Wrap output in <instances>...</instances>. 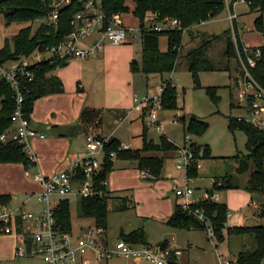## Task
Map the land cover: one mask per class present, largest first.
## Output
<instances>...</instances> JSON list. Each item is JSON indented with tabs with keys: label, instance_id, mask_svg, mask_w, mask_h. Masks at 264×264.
Masks as SVG:
<instances>
[{
	"label": "trees",
	"instance_id": "trees-1",
	"mask_svg": "<svg viewBox=\"0 0 264 264\" xmlns=\"http://www.w3.org/2000/svg\"><path fill=\"white\" fill-rule=\"evenodd\" d=\"M51 0H0V15L3 17L5 25L20 24L22 27L10 38H6L0 47L1 61H17L27 57L36 50L43 51L46 47L56 45L64 36L70 33V20L72 15L81 9V5L73 2L72 5L61 10L56 26L47 23L35 22L37 18H46L50 13ZM129 4H132L130 6ZM101 8L105 16L115 14L131 13L137 20L140 28L139 38L141 44V62L130 61V72H140L145 75L168 74L171 73L180 59V49L183 46V30L187 32L190 28L198 26L217 17L225 9L222 0H101ZM250 11L256 10L258 15L254 20V28L264 34V23L262 14L264 13V0H250ZM158 14L159 18L170 17L177 19L182 30L167 32H146L143 31L144 22L149 15ZM227 35L224 55L236 61L234 43ZM165 37L166 48L160 50V38ZM238 47H241L238 37H236ZM209 41H204L197 48L191 49L187 55V69L193 81L198 84V74L200 72L213 71L214 65L207 57ZM88 58V57H86ZM85 58V59H86ZM90 58V57H89ZM84 59V58H82ZM67 65L64 61H42L31 68L33 80L25 82L22 88V110L25 118L30 121L33 105L36 100L54 94L63 93V84L59 78L51 73ZM36 67V68H35ZM229 71V63L224 67ZM254 79L264 89V56L255 68L251 71ZM163 90L160 98V109L163 111H177L176 90L169 81L162 84ZM77 91H81L77 88ZM207 94L216 105L219 97L216 95L215 88H207ZM13 89L8 83L0 82V136L9 134L13 129L11 116L15 110L13 99ZM232 105L230 106V109ZM101 117V111L91 108H83L78 124L81 132L85 134L96 125ZM180 121L184 125V136L194 135L200 137L207 129L206 122L199 120L195 116L185 118L182 116ZM227 129L230 133L239 130L244 133L246 142L245 149L247 154L242 158L232 157L236 162L237 174H249L248 181L244 190L250 194H264V131L251 125L237 123L234 117L227 116ZM147 130L141 134L142 147L139 150H124L119 152L120 143L110 138V143L104 146L106 157L101 164V170L96 178L97 189L103 193L102 196H92L77 199V213L80 218H88L94 226L102 227L106 231L107 215L110 211L109 202L113 201V210L121 211L128 208V200L124 197H110L109 192L101 183L106 182L107 176L113 170V161L108 159L111 152H115V160L133 162L137 169L148 174L150 179H158L161 175L163 162L166 155L175 153L177 147L161 136L157 143L148 140ZM200 148V147H197ZM203 148V160L211 158L207 147ZM159 154V155H158ZM0 164H21L24 169L29 166L34 167L22 150V146L17 141H0ZM198 170L190 169L188 175L192 178L197 177ZM148 177V178H149ZM217 180V179H216ZM222 186L215 188L220 192L228 188H238L231 184V179L227 176L222 178ZM12 201L10 195H0V205H8ZM195 210H200L209 219L213 230L216 243H221L228 236H249L252 238L253 249H241L236 255L237 264H261L264 261V225L254 226H227L229 216L228 209L224 203L212 202L208 200L200 201L189 206L187 211H183L179 206H175L173 214L165 222L170 229L178 230H204L205 227L193 215ZM55 219L62 227L64 232L71 231L70 202L60 201L54 209ZM264 220V205L259 207L256 216ZM119 240L134 245H148L144 231L136 229L127 234L120 233ZM161 247H166V242L159 243Z\"/></svg>",
	"mask_w": 264,
	"mask_h": 264
},
{
	"label": "built area",
	"instance_id": "built-area-1",
	"mask_svg": "<svg viewBox=\"0 0 264 264\" xmlns=\"http://www.w3.org/2000/svg\"><path fill=\"white\" fill-rule=\"evenodd\" d=\"M42 2L45 0H41ZM225 5L226 19L229 31L232 34L236 53V67L232 86L235 89V108L243 114L235 116L234 121L251 125L264 131V89L254 79L251 71L263 57L260 47H249L240 41L239 35L244 27L238 24L237 14L233 10L238 4L250 5V0H222ZM73 2L81 5V9L72 15L70 20L71 31L56 45L46 47L43 51L36 50L27 57L17 61L0 60V82L4 81L13 89L15 110L11 116L13 129L9 134L0 136V141H17L31 164H35V156L31 152L30 140L44 138L36 132L25 118L22 110L23 83L31 82L33 74L31 68L42 61H64L66 63L75 59L95 57L106 46H120L127 43V36L134 30L140 33V28L126 26L122 22L121 14L105 16L101 8V0H51L50 13L46 18H37L35 22L47 23L56 26L62 9L72 5ZM205 22L201 23L204 24ZM199 24V26L201 25ZM197 27V26H195ZM194 28V27H192ZM191 28V29H192ZM146 32H167L182 30L177 19L170 17L159 18L158 14H151L144 22L142 29ZM187 30H183V34ZM238 37L241 47H238ZM36 68V67H35ZM163 87L155 96L142 98L133 97V109L143 113V124L146 130L161 133L163 126L158 122L160 98ZM126 117H118L113 123L120 127ZM110 143V137H100L96 134H86L84 139V154L78 156L66 169L45 176L37 173L34 181L40 186V191L25 196L24 202L19 206L12 203L0 205V237L14 236L17 240L14 255L17 258H39L45 264H106L114 258H125L131 264H140L146 261L150 264H179L182 251L170 246L161 247L134 245L122 240L109 244L106 231L94 224L81 229L80 232H64L56 222L54 209L63 200L70 202L78 198L102 196L97 189L96 178L101 170V164L106 157L104 146ZM128 146L121 145L118 151L128 150ZM115 152L108 155L110 161H115ZM175 168L184 171L182 183L172 187V192L178 200L183 211L200 201L208 200L219 202V191L215 188L222 186L221 180H212V189L202 194L199 201L194 199V178L188 175L189 170H200L203 165V151L197 148L187 134L184 143L177 147L173 159ZM33 167L24 169V176L31 177ZM142 178L148 177L140 171ZM105 186V182L101 183ZM36 199L38 209L29 210L25 205ZM193 215L205 227L208 240L215 245L213 230L209 219L200 210ZM217 264H237L236 257L225 258L216 254ZM264 264V261L261 263Z\"/></svg>",
	"mask_w": 264,
	"mask_h": 264
},
{
	"label": "rangeland",
	"instance_id": "rangeland-1",
	"mask_svg": "<svg viewBox=\"0 0 264 264\" xmlns=\"http://www.w3.org/2000/svg\"><path fill=\"white\" fill-rule=\"evenodd\" d=\"M132 6V4H129ZM247 4H239L235 7V12L243 13L247 11L246 14V26L242 28L244 42H249L246 44L249 47H263L264 51V34L258 33L254 28V20L257 17L258 13L256 10L250 11ZM226 14V10L224 9L217 17L212 19L208 24L202 25L199 27H194L190 29L192 32H185L183 34V46L180 49V59L178 61V65L176 68L168 74H150L145 75L140 72L131 73L134 79V84L136 88H138L137 97H141L145 90L148 91V96H154L156 92H159L161 79L164 81H169L171 86H173L176 90L177 94V111H158V119L160 122L165 124L164 136L166 139L173 140L177 145L183 144V135H184V125L180 121V118L184 116L188 118L190 116H195L199 120H202L207 123L208 127L206 131L200 136L196 137L194 135H189L190 140L193 145L200 147H207L210 153V156L213 157L211 161H208V169L210 168V164L215 167L217 164L220 166L217 168L218 170H213L212 173L216 176H224L226 173L229 174L231 182L238 186V188L243 189L247 184L248 173L246 174H237L236 171L233 173L232 168L228 167L231 165H235L237 167L236 162L232 159V157L237 156L242 158L247 154L245 149L246 138L243 132L236 130L234 133H230L227 129V115L231 114L232 117L242 115L243 111L238 108H231L230 110V102H235V89L232 88V94H229V85H231V76L235 74L234 72V60L227 59L224 55L226 38L227 35L225 32L228 30V22L223 19ZM122 22L125 25H130L133 29L138 28L137 20L133 17L131 13L121 15ZM263 23H264V13L262 14ZM22 25L20 24H11L10 26H6L3 17L0 15V47L3 45V42L6 38H10L14 35ZM193 34V38L190 39V34ZM207 36H202V34ZM130 44H122L123 47L127 48L128 52L131 55V60H135L138 65L141 62V44L140 38L137 30H134L132 34L127 36V40ZM190 39V40H189ZM165 37L160 38V50H164L166 48ZM204 41H209L208 48V58L211 63L214 65L215 69L213 71L208 72H200L198 74V84H196L190 72L187 69V53L194 48H197L203 44ZM107 48H111V46H107L101 52L103 55L106 54ZM100 54H97L95 57L89 58L87 60L98 58ZM106 58H110L106 54ZM85 59V58H84ZM229 62L230 71H227L224 67ZM116 70L120 74L119 65L109 63V69ZM67 71H71L74 73L73 78L79 76V67L77 64L70 63L65 68ZM130 70V69H129ZM84 72L90 75L89 79L94 78V74H96V70L94 66H85ZM231 74V76H230ZM100 75V74H98ZM232 76V78H233ZM97 77V76H96ZM162 77V78H161ZM86 79V75L85 78ZM63 84V88H65L66 84L64 80H61ZM78 85L84 86L85 89H91L93 95L97 99L98 92L95 91L94 85L87 80L86 84L82 82V80L78 79L74 82V88H78ZM67 87V86H66ZM98 87V84H96ZM207 88H215L216 95L219 97V102L215 105L207 94ZM88 91V90H87ZM158 94V93H157ZM156 94V95H157ZM90 98V97H89ZM92 99V98H91ZM99 103L98 100L94 102L95 105ZM88 104H90V99L88 100ZM102 113V112H101ZM178 114L175 116V114ZM135 114H127V118H125L120 127H115L112 123V118L104 116L98 121L96 127L101 123L103 132H111L114 130L115 137H118L121 141L126 142V146L133 150L141 149L142 147V138L139 136L143 133L144 127H142V123L139 119H134L131 121L130 118L134 117ZM149 134L146 133V137L148 140H153L154 143H157L162 136L157 132L150 130ZM163 131V130H162ZM161 131V132H162ZM83 133L81 136H83ZM87 134H94L93 131H88ZM82 138V137H80ZM81 140V139H80ZM159 155V154H158ZM169 157V156H168ZM175 157V153L173 159ZM223 159V161H222ZM226 160V161H224ZM204 161V160H203ZM122 161L116 160V164H120ZM224 163V164H223ZM3 166V164H0ZM172 165L175 170H177V174L173 179L178 183L180 179L182 181L184 177V171L178 170L175 168L174 161L172 162L169 158H166L163 162V171L166 168H172ZM212 167V168H213ZM3 167H0V173L4 171ZM211 172V170H210ZM211 173V174H212ZM163 172H161V175ZM149 177V176H148ZM150 178V177H149ZM171 178V179H172ZM195 179V178H194ZM144 182V181H143ZM175 182V183H176ZM2 184L1 174H0V185ZM192 187L195 189L194 193L198 196L203 194L205 189L209 188V181L204 180H194L192 181ZM199 188V189H197ZM221 195V190H220ZM1 194V192H0ZM4 195V194H1ZM255 200L258 203V207L254 208L251 204L245 206L242 209V213L233 212L230 207V201L227 198V192H222L221 200L228 209V213L234 215L229 221L231 223H246L248 225H264V220L259 219L258 217H253L252 214L256 216V212L259 207L264 205V194H254ZM252 199H254L252 197ZM113 201L109 202V213L107 215V236L108 243L112 244L116 240H118L119 234L122 232H131L136 229H142L145 234L146 241L151 244L162 242L163 239L171 240L173 238V243L176 248L181 249L182 253L180 256L181 259L184 257L183 262L185 264H217L216 262V254L219 253L223 257H229L228 254L234 253L235 255L238 253L239 249H253L254 243L251 237L249 236H228L221 243H216L217 248L212 245V242L208 240L207 234L204 230H194V231H186V230H178L168 228L164 222L159 221L155 218L142 217L141 214L137 212L135 209L127 208L126 210H113L114 207ZM250 203V200H249ZM151 206V205H150ZM28 209H36V199H33L30 204L26 206ZM236 214L239 216L237 217ZM242 217V218H241ZM70 220L71 227L74 233L80 232L81 229L92 225V221L88 218H80L77 213V201L71 199L70 200ZM242 221V222H241ZM147 242V243H148ZM156 245V244H155ZM7 248V247H6ZM0 264H45L39 258H17L14 256V253L9 251V255H4V253L0 254ZM103 264V263H101ZM106 264H131L129 260L125 258H114L108 261ZM140 264H150L146 261L141 262Z\"/></svg>",
	"mask_w": 264,
	"mask_h": 264
},
{
	"label": "crops",
	"instance_id": "crops-1",
	"mask_svg": "<svg viewBox=\"0 0 264 264\" xmlns=\"http://www.w3.org/2000/svg\"><path fill=\"white\" fill-rule=\"evenodd\" d=\"M235 7H233L234 11H235ZM247 8L249 9V6ZM246 14L247 11H244L243 13H237L238 24L246 26V21H245ZM226 17L227 16L225 14L223 19L227 21ZM211 20L205 22L204 24H201L200 26L208 24ZM197 27H199V25ZM228 30H229V23H228ZM243 31L239 35L240 41H242V43L244 44H249V42L243 41L245 34V32ZM204 35L205 34L203 33L202 36ZM229 35L232 38V34L230 31H229ZM189 38L190 39L193 38L192 33L190 34ZM127 44H130V39L129 41L127 40ZM260 48L263 51V47L261 46ZM106 50H109L106 52V54L110 58H106V54L103 55L101 53L100 57L98 58H93L90 60H87L88 58L75 59L72 60L71 62H68L67 65H69L70 63H74L77 64L79 67V71H80L79 76H76L75 78H73L74 73H71V71H67L65 69L67 65L65 67L57 68L51 73L60 80H64L67 87L65 86L63 93L42 97L36 100L33 105V111L30 115L29 122L31 127L36 132L41 133L44 136V138L41 139L36 137L30 140L31 152L33 153L36 159L34 167L31 172V177L27 178L24 176L23 174L24 167L21 164H3V166L0 165V167L4 168L3 170L4 172L0 173L2 180V184L0 185V192L1 194L4 195L7 194L11 196L12 205L19 206L24 202L26 195L28 194L35 195L40 191V186L33 179V176L35 174L41 173L45 176H48L62 169H66L69 166L70 162H72L78 156L84 154V139L86 134L83 133V136H81L82 134L81 130L76 136H72V137L57 138V137H53L51 134V129L54 127L79 125L78 124L79 115L83 108L86 107V108L100 110L102 112L100 117L101 122H102V117L104 116L107 117L113 116L111 117L113 123V121L118 117L123 116L127 118L128 113L135 114L134 117L130 118L131 121L134 119H139L143 125L142 127H144L142 111L133 109L134 106L133 97H137L138 88H136L134 84L133 76L131 75L129 70L131 55L128 52L127 48L123 47L122 45L111 46V48H107ZM206 54L208 57V51ZM263 56H264V51H263ZM110 62H112V64L117 63L119 65L118 70H120V74L116 72V70H113L112 68L109 69ZM91 65L94 66L96 70V74H94V77L96 79L93 78L92 80L91 78L89 79L90 75L84 72L85 66H91ZM233 66H234V72H236L235 71L236 62H234ZM85 75H86V79H84ZM232 76H231V85H229L230 96L232 94V88H233L232 83L234 79V76L233 78ZM78 79L82 80V82L85 84L87 80H89L94 85L95 91L98 92L97 99L93 95L91 89H85L84 86L82 87L80 85H78V88H80L81 91H77V87L74 88L73 84ZM163 82L164 80L161 79L160 88ZM96 84H98V87H96ZM157 93L158 92H156V94ZM148 94H149L148 91L145 90L143 95L138 98L148 96ZM156 94H154V96ZM89 99H90V104H88ZM96 100L99 101L97 105L94 104ZM233 103L230 102L229 105L231 106ZM177 115L178 114L176 113L175 116ZM158 122L163 126V131L158 134L164 136L165 124L163 122H160L159 119ZM101 128L102 125L100 123L96 128L91 129V131H93L94 134L100 137H110L112 139L117 140L121 145H125L126 142H123L118 137H115V132H114L115 129H113V131L109 133L108 131L103 132ZM149 132L151 131L147 130V134H149ZM139 136L141 137V134ZM183 139H184V135H183ZM167 140L173 143L176 147L179 146L176 144L175 141L169 139ZM151 141L153 140L151 139ZM129 149L133 150L131 148ZM173 156H174V152L167 154L166 158H169L173 162ZM212 159L213 157L205 159L203 161V165L201 169L198 170L197 177L193 179V181L194 180L209 181L210 186L208 189H205L203 193L212 189L211 182L213 179L222 180V178L225 176L230 178L228 173H226L223 177L216 176L212 173L213 170L215 171L218 170L217 168L220 167L218 166V164L215 167H213L212 164H210L211 169L207 168L208 161H211ZM118 161H122V160H118ZM115 162L116 160L113 162V170L107 176L105 182V188L109 192L110 197L119 196V197L127 198L128 208L137 210V212L141 214L142 217H149L150 219L155 218L159 221L166 222L168 218L173 214L175 206L178 205V200L175 198L172 192V187L175 185L176 182L175 181L176 179H173L172 177H175L174 175L177 174L176 172L177 170L174 169L173 165L172 168L170 169L166 168L165 171H163L162 169L163 175L160 176L158 179L153 180L148 177L142 178L140 175V170L137 169L136 164L133 162L122 161L119 165L116 164ZM228 167L232 168L233 173L236 171L235 165H231ZM181 183L182 181L179 179L178 184ZM224 191L227 192V198L230 201L229 204L233 212L242 213L243 212L242 209L245 206H248L249 204H251L252 207L254 208H257L259 206L257 201L255 200L256 198L255 195L250 194L243 189L228 188L226 190L221 191V195L222 192ZM221 195L219 193V202H223V200H221L222 197ZM201 197L202 195L198 196L194 193L195 200L199 201ZM252 197L254 199H252ZM27 205H25V207ZM38 208L39 207L36 204V209ZM36 209H29V210H36ZM230 216L232 219L234 215H231L229 213L227 219V226H239V225L246 226V223L244 224L238 222L231 223L229 221ZM236 216L238 217L239 215L236 214ZM252 216L255 217L254 214H252ZM186 231H194V230L190 229ZM122 233L127 234L129 233V231ZM106 236H107V229H106ZM106 238L108 240V237ZM162 242H166L167 246L178 249L173 243V238H171V240L163 239ZM159 243H155V244L157 245ZM16 245H17V240L14 236L0 237V254L4 253V255L7 256L9 255V251L14 253ZM148 245L153 246V244H151L150 242H148ZM213 246L217 248L216 243ZM240 250L241 249H239L238 252ZM236 255L231 252L228 254L229 257H236ZM183 260L184 257L181 259V263L179 261V264H185Z\"/></svg>",
	"mask_w": 264,
	"mask_h": 264
},
{
	"label": "water",
	"instance_id": "water-1",
	"mask_svg": "<svg viewBox=\"0 0 264 264\" xmlns=\"http://www.w3.org/2000/svg\"><path fill=\"white\" fill-rule=\"evenodd\" d=\"M81 130L80 125H70V126H59L51 129V134L53 137H72L76 136Z\"/></svg>",
	"mask_w": 264,
	"mask_h": 264
}]
</instances>
